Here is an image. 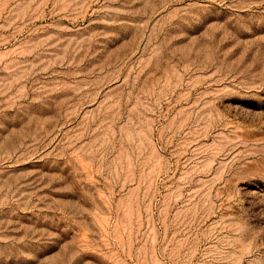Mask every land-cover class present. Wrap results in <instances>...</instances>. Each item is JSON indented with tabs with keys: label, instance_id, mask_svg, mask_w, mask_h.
<instances>
[{
	"label": "rangeland",
	"instance_id": "obj_1",
	"mask_svg": "<svg viewBox=\"0 0 264 264\" xmlns=\"http://www.w3.org/2000/svg\"><path fill=\"white\" fill-rule=\"evenodd\" d=\"M0 0V264H264V0Z\"/></svg>",
	"mask_w": 264,
	"mask_h": 264
},
{
	"label": "bare ground",
	"instance_id": "obj_2",
	"mask_svg": "<svg viewBox=\"0 0 264 264\" xmlns=\"http://www.w3.org/2000/svg\"><path fill=\"white\" fill-rule=\"evenodd\" d=\"M36 0H29L28 2H29V4H31V3H33V2H35Z\"/></svg>",
	"mask_w": 264,
	"mask_h": 264
}]
</instances>
